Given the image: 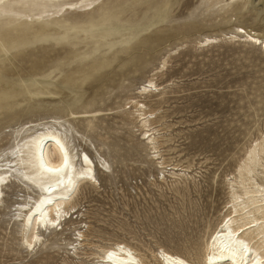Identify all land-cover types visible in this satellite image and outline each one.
<instances>
[{
    "label": "rangeland",
    "instance_id": "1",
    "mask_svg": "<svg viewBox=\"0 0 264 264\" xmlns=\"http://www.w3.org/2000/svg\"><path fill=\"white\" fill-rule=\"evenodd\" d=\"M201 2L142 0L111 19L85 16L77 5L66 17L50 12L0 32V152L14 145L18 127L59 121L72 127L71 139L97 164L105 154L110 171L99 169L97 190L84 187L83 216L71 215L78 218L73 222L95 228L98 244L113 236L142 240L155 250L166 244L177 251L194 246L206 227L220 221L226 193L218 166L215 195L208 193L210 142L215 159L222 151L229 157L227 167L264 132V47L241 40L199 46L203 37L228 33L233 26L264 40V0H249L244 18L239 11L230 13L231 24L224 12L203 13ZM133 55L140 58L139 69L116 77L119 64ZM150 78L165 90L138 99L160 110V150L168 165L189 169L194 179L187 184H175L169 169L158 168L162 160L146 150L129 115L128 99ZM164 175L167 181L161 183ZM22 195L15 185L5 190L0 264H69L63 250L31 255L22 249L12 211Z\"/></svg>",
    "mask_w": 264,
    "mask_h": 264
},
{
    "label": "bare ground",
    "instance_id": "2",
    "mask_svg": "<svg viewBox=\"0 0 264 264\" xmlns=\"http://www.w3.org/2000/svg\"><path fill=\"white\" fill-rule=\"evenodd\" d=\"M139 1L142 0H0V32L5 27L18 29V24L23 25L36 17L41 19L50 12L56 17L64 13L66 17L77 5H81V13L85 16L111 19L120 13H127V9ZM248 1L202 0L200 6L204 8L203 13L224 12L225 21L231 24L233 17L228 19L229 14L239 11L237 14L244 18L247 12L243 9ZM93 5L94 8L89 11L88 8ZM11 29L10 32L13 31ZM259 36L257 32L233 26L228 33L203 37L199 46L206 48L217 42L241 40L263 48L264 40ZM6 38L9 42L10 34ZM17 38L20 39L19 36ZM17 38L14 37V40ZM3 52L4 56L8 54ZM139 62L140 58L135 55L123 59L118 70L114 71L116 77L135 73L140 67ZM166 65L165 61L164 68ZM155 79H146L139 88L138 96L128 99L129 110H132L129 115L140 128L146 150L153 151L157 160H162L158 168L166 172L169 169L168 174L175 184H187L194 179L189 169L168 165L160 150L163 136L156 126L160 110L151 109L145 100L138 99L162 94L165 88L158 85ZM63 81L74 82L68 78ZM71 128L59 121L22 125L12 134L14 145L0 152V212L5 202V190L15 185L24 193V198L12 206V211L17 213L15 222L17 233L21 236L20 245L28 254L35 255L42 250L48 255L55 249L63 250L66 254L63 261L71 264H264V132L250 143L243 156H234L227 167L229 157L222 151L215 159V146L210 142L208 193L210 198L215 195V166L219 167L218 179L226 192L219 205L220 221L214 228L206 227L194 246L177 251L167 244L155 250L139 242L142 240H111L113 236L107 242L98 244L92 237L95 228L91 224L73 222L83 216L80 207L84 187L98 188L101 185L99 169L108 172L111 164L104 158L105 154L100 155L97 164L88 152L80 151L69 135ZM166 177L163 176L161 183L167 181ZM74 212L78 218L72 220ZM68 226L75 228L69 232Z\"/></svg>",
    "mask_w": 264,
    "mask_h": 264
}]
</instances>
